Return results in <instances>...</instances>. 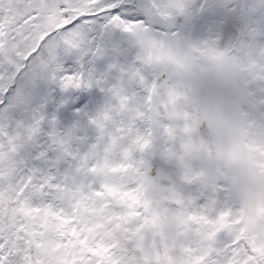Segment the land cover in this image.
Here are the masks:
<instances>
[{
	"label": "snow or ice",
	"instance_id": "1",
	"mask_svg": "<svg viewBox=\"0 0 264 264\" xmlns=\"http://www.w3.org/2000/svg\"><path fill=\"white\" fill-rule=\"evenodd\" d=\"M0 264H264V0H0Z\"/></svg>",
	"mask_w": 264,
	"mask_h": 264
}]
</instances>
